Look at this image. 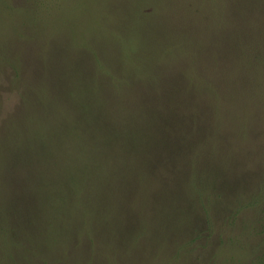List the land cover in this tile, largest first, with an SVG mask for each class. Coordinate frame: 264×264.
<instances>
[{"label": "rangeland", "instance_id": "rangeland-1", "mask_svg": "<svg viewBox=\"0 0 264 264\" xmlns=\"http://www.w3.org/2000/svg\"><path fill=\"white\" fill-rule=\"evenodd\" d=\"M0 264H264V0H0Z\"/></svg>", "mask_w": 264, "mask_h": 264}]
</instances>
